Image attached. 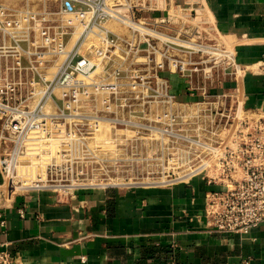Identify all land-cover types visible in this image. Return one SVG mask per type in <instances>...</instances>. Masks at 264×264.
Returning a JSON list of instances; mask_svg holds the SVG:
<instances>
[{"label": "built area", "instance_id": "built-area-1", "mask_svg": "<svg viewBox=\"0 0 264 264\" xmlns=\"http://www.w3.org/2000/svg\"><path fill=\"white\" fill-rule=\"evenodd\" d=\"M51 1L54 0H41L40 10L29 4L18 8L0 3V112L4 115L0 128L2 185L10 178L18 189L53 192L68 197H81L89 187L97 186L94 179L88 178L90 172L96 174L95 164L78 162L76 158L84 152L77 143L79 136L88 138L87 126H90V131L96 130V116L77 114L73 106L80 103L79 96L90 95L96 85L104 87L101 91L106 92L110 91L112 84L88 82L93 69L89 59L78 50L82 36L67 50L69 41L65 42L64 33L51 32L47 25V22H57V18L52 20V15L57 14L58 17L61 13L78 12L81 16L89 11L91 18L85 31L90 25H101L110 18L131 27L139 34L138 45L147 44L148 48L163 52L168 65L165 68L169 71L160 79L166 82L167 95L176 101L181 98L172 92L168 78L171 74L185 79L190 91L200 92L203 100L225 93L210 94L209 86L213 82L222 81L225 75L243 74L233 50L219 44L210 31L199 30L169 12L161 17L139 18L135 15L138 10L134 8L133 15L128 17L121 10L109 7L106 0ZM56 2L59 4L57 11L51 7ZM191 7L185 9L191 14L194 12L196 18L197 11ZM203 22L210 21L203 19ZM170 23L176 27L165 28ZM105 32L103 38L107 45H116L119 36L110 30ZM174 51L184 55L171 56L169 53ZM56 54L66 57L54 75L47 78L39 69L52 62ZM198 73L202 74L201 80L196 78L194 81L193 76ZM141 76L139 79L143 80ZM56 89L66 90L62 91L61 98L55 99L58 110L46 112L43 104L53 97ZM178 116H171L174 128ZM249 139L231 145L219 157L220 170L223 162L224 172L240 168L242 177L230 176L228 182L208 181L222 186L220 190L207 192L208 208L205 210L210 225L220 232L248 234L264 222V164L261 163L264 141L260 137ZM49 158L54 161L47 163ZM69 187L75 188L70 194H64L65 188ZM56 188L59 190H54ZM77 188L83 190L77 192ZM18 189L16 191L20 192ZM0 264H14L9 251L0 250Z\"/></svg>", "mask_w": 264, "mask_h": 264}, {"label": "rangeland", "instance_id": "rangeland-1", "mask_svg": "<svg viewBox=\"0 0 264 264\" xmlns=\"http://www.w3.org/2000/svg\"><path fill=\"white\" fill-rule=\"evenodd\" d=\"M54 1L51 2L54 3ZM189 1L193 4L199 0ZM0 3L18 8H23L26 4L35 10L42 8L41 0H0ZM106 3L111 8L121 10L128 17L133 15L135 8L138 10L135 11V15L139 18L146 16L145 9L166 6L164 0H106ZM51 7L57 11L58 2ZM174 8L169 10L171 16L182 17L185 22L188 21L199 30L210 31L211 36L219 44L235 53V45L242 41L241 37H226L214 33V18L207 9L205 11L202 8L196 9L197 17L194 18L195 13L191 14L184 5L178 8L174 6ZM51 17L52 20L56 18L58 20L47 22V25L51 32L64 33L65 42L69 41L67 50L76 44L83 33L78 43L80 45L78 50L82 56L89 59L90 68L93 69L88 82L112 84L109 86L110 91L106 92L101 91L104 87L96 85L91 89L90 95L79 96L80 103L73 106L75 113L95 115L98 121L95 124V131L94 129L90 131V126H87L88 138L79 136L77 143L84 148V152L81 151L82 153L76 156L78 162L95 164L96 174L90 172L88 178L91 181L94 179L97 186L89 187L81 197H68L53 192H31L30 189H18L16 185L14 188L10 187L11 193L7 194V199H11L15 193L34 194L41 198L45 196L46 213L60 214L55 218L54 226L69 230L82 222V219H77L75 214L84 210L91 193L97 192V196H101L108 188H115L121 192L162 193L169 196L183 186L185 188V186L196 185L202 180L228 182L227 179L230 176L236 179L242 177L240 168L233 171L227 169L224 172L222 161L220 170L219 159L215 164L211 153L215 154L219 147L226 152L231 145L250 140V137H260L264 141V111L248 105L243 85L241 89L226 91L220 97L208 96L205 100L198 101L195 99L173 100L167 95L166 82L160 79L169 71L165 68L168 65L163 52L152 47L148 48L147 44L138 45L139 34L131 27L110 18L104 20L101 25H90L85 31L91 18L89 11L81 16L78 12H69L61 13L58 17L57 14ZM203 19H208L210 22H203ZM172 27L176 25L172 26V23L165 25L167 29ZM106 30L119 36L116 45H107L103 38L106 36ZM123 39L135 43L132 44ZM169 54L184 55L180 51ZM65 57L66 55L56 54L53 56V61L45 64V68H40L39 71L47 78H51ZM139 76L144 79L140 80ZM201 76L202 74H195L194 81L196 78L201 80ZM229 78H236L240 82H244L245 79L243 74L224 77V79ZM218 83L213 82L210 86ZM62 91L66 90L56 89L53 97L45 101L42 107L44 111L58 110L55 99L62 97ZM65 100L68 101V98ZM174 114L179 115L174 124L175 128L171 120ZM3 118L4 115L0 112V128ZM202 124L207 125V129L214 132L213 135L210 131H205L203 135L200 131ZM197 128L200 130L197 131ZM208 160L213 167L211 172L206 171L209 170ZM50 161L54 160L49 158L47 163ZM261 163L264 164V158ZM74 188H65L63 192L70 194ZM17 189L20 192H17ZM77 189V192L83 190ZM206 202L203 203L202 199L195 201V203H203L205 210L208 208ZM186 207H188L186 204L183 205L182 210ZM199 208L196 204L193 207L195 210ZM204 213L207 217L206 211Z\"/></svg>", "mask_w": 264, "mask_h": 264}, {"label": "crops", "instance_id": "crops-1", "mask_svg": "<svg viewBox=\"0 0 264 264\" xmlns=\"http://www.w3.org/2000/svg\"><path fill=\"white\" fill-rule=\"evenodd\" d=\"M164 1L163 8L145 9V17L165 16L171 5L191 7L189 0ZM191 8L211 13L214 33L242 39L235 57L244 82L223 78L209 93L243 85L248 105L264 111V0H199ZM168 78L181 99H203L179 75ZM11 186L7 179L2 185L0 173V250L9 251L14 264H264V222L238 234L218 231L205 217L206 194L222 189L217 184L202 180L169 196L115 188L91 193L75 214L83 224L69 230L54 226L60 214L46 213L45 196L15 193L7 199ZM195 204L202 211L193 212Z\"/></svg>", "mask_w": 264, "mask_h": 264}, {"label": "bare ground", "instance_id": "bare-ground-1", "mask_svg": "<svg viewBox=\"0 0 264 264\" xmlns=\"http://www.w3.org/2000/svg\"><path fill=\"white\" fill-rule=\"evenodd\" d=\"M82 35H83V33L81 34V36H82ZM81 36H80V37H81ZM80 37H79V38H80ZM79 38H78V39H79ZM79 47H80V45H79ZM202 125H203V124H202ZM206 126H207V125H205V126H204V125L201 126V127H200L201 130H200V128H199V130L203 132V133H202L203 135H205V134H204L205 131H210V132H212L211 130H208ZM199 130H198V128H197V131H199ZM189 131H190V130H189ZM194 131H196V130H194ZM197 131H196V132H197ZM197 133H198V132H197ZM206 133H207V132H206ZM213 133H214V132H212V135H213ZM187 134H188V133H187ZM210 134H211V133H210ZM190 136H191V135H190ZM215 136H216V135H215ZM182 137H183V136H182ZM200 137H202V136H200ZM187 139H188V138H187ZM193 139H194V138H193ZM184 140H185V139H184ZM188 140H189V139H188ZM188 140H187V141H188ZM188 142H189V141H188ZM203 143H204V140H203ZM205 143H207V142H205ZM207 144H208V143H207ZM203 148H204V147H203ZM221 148H222V147H219V149L216 151L215 154H214V153H211V156H213V158H214L213 161H214L215 164H217V160L219 159V157H220L221 154H222V149H221ZM211 151H212V150H211ZM121 158H123V157H121ZM103 159H105V158H103ZM103 159H102V160H103ZM114 160H116V159H114ZM112 161H113V159H112ZM206 161H207V160H206ZM109 163H110V162H109ZM185 163H186V162H185ZM187 163H188V162H187ZM190 165H191V164H190ZM208 167H209V170H206V171H210V172H211V169H213V167L211 166V163H210L209 160H208ZM7 180H9V181H10L11 183H13V185H14V182H13L10 178H8ZM14 186H15V185H14ZM196 206H199L200 208H199L198 210L192 209L193 212H197V211L202 210L201 204H196Z\"/></svg>", "mask_w": 264, "mask_h": 264}]
</instances>
